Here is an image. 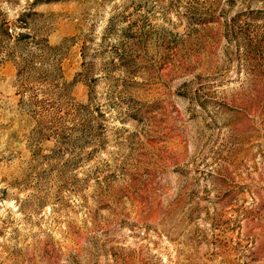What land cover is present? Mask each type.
<instances>
[{
    "label": "rangeland",
    "instance_id": "obj_1",
    "mask_svg": "<svg viewBox=\"0 0 264 264\" xmlns=\"http://www.w3.org/2000/svg\"><path fill=\"white\" fill-rule=\"evenodd\" d=\"M0 264H264V0H0Z\"/></svg>",
    "mask_w": 264,
    "mask_h": 264
},
{
    "label": "trees",
    "instance_id": "obj_2",
    "mask_svg": "<svg viewBox=\"0 0 264 264\" xmlns=\"http://www.w3.org/2000/svg\"><path fill=\"white\" fill-rule=\"evenodd\" d=\"M38 44H39L38 49L40 52L39 55L40 60H45L44 58L46 55H51L54 54L56 51H58V48L50 46L47 40L39 41Z\"/></svg>",
    "mask_w": 264,
    "mask_h": 264
}]
</instances>
